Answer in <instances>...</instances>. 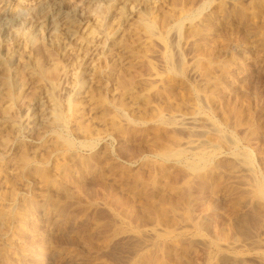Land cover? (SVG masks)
Wrapping results in <instances>:
<instances>
[{"label": "rangeland", "instance_id": "1", "mask_svg": "<svg viewBox=\"0 0 264 264\" xmlns=\"http://www.w3.org/2000/svg\"><path fill=\"white\" fill-rule=\"evenodd\" d=\"M2 9L0 264H264V0Z\"/></svg>", "mask_w": 264, "mask_h": 264}, {"label": "bare ground", "instance_id": "2", "mask_svg": "<svg viewBox=\"0 0 264 264\" xmlns=\"http://www.w3.org/2000/svg\"><path fill=\"white\" fill-rule=\"evenodd\" d=\"M44 2L35 4V6H33V9H32V12H31V14H32V16H31V23H32V20H33V24H34V26L36 27L37 30H42L45 33H51L54 29L57 28V26H58V23H57L58 20H61V19H65L66 20V18L64 17L63 12H62V9L60 8V6H58L56 4H51V3L45 4ZM20 19H21V14L19 13V11H7L5 9H2L0 11V32L3 33V34H7V33H12V31H14V32L20 31L22 29V27L25 26V25H23L21 23V20L22 19L21 20ZM67 20L71 21L70 19H67ZM65 22H63V23H65ZM25 27H24V29H25ZM202 216L205 217L204 213L202 214ZM202 216L201 217L199 216L200 217L199 219H202ZM195 222H196V220H195ZM197 224H198V222H197ZM215 240H217V239H215ZM223 240H225V239L223 238ZM195 244H196V242H195ZM227 245L225 247H227ZM216 247H218V246H216ZM254 258H256V257H254ZM219 260H220V258H219ZM219 260L218 259H215V260H211L212 262L210 260L209 261L211 262L210 264H216ZM224 260L226 261V264H236V263H239L241 261L239 258H237L235 256H231V255L225 257ZM253 262H255V261H253Z\"/></svg>", "mask_w": 264, "mask_h": 264}]
</instances>
